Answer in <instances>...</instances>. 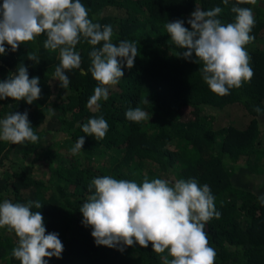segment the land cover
Listing matches in <instances>:
<instances>
[{"label": "trees", "instance_id": "16d2710c", "mask_svg": "<svg viewBox=\"0 0 264 264\" xmlns=\"http://www.w3.org/2000/svg\"><path fill=\"white\" fill-rule=\"evenodd\" d=\"M81 3L94 23L112 26L114 44L125 39L137 42L134 67L128 69L122 63L123 77L109 88L108 99L99 101V111L93 112L87 102L98 82L89 71V52L102 47V42L91 46L81 38L75 46L81 67L65 71L66 89L53 79L59 50L43 47L46 35L21 43L15 52L4 45L0 82L23 65L30 79L39 77L41 94L31 105L23 99L0 100V119L27 111L40 139L15 145L0 140V203L5 199L41 203L40 209L33 206L31 210L44 217L45 234L58 233L64 246L61 258H44L47 264H162L167 250L157 254L151 243L146 248L134 244L123 252L97 246L91 227L81 223L79 208L94 193L88 186L95 177L110 175L138 184L145 176L149 180L195 179L210 187L220 213L219 219L205 226L209 246L217 253L214 264H264V205L258 199L264 195V128H260L264 115L254 111L255 107L264 110V0L238 5L251 8L255 17L249 33L255 39L245 46L254 75L225 96L213 93L204 83L201 63L176 55L187 49L178 48L164 26L180 19L191 30L187 20L196 7L205 11L220 7L217 18L234 22L231 7L236 0L228 5L222 0ZM33 52L39 63L28 59ZM135 107L148 112L149 120H127L125 112ZM100 116L109 128L104 139L96 140L84 134L81 125ZM80 136L85 143L80 153L72 155L70 149ZM17 241L14 232L0 228V264H20L11 256Z\"/></svg>", "mask_w": 264, "mask_h": 264}, {"label": "clouds", "instance_id": "9594fccd", "mask_svg": "<svg viewBox=\"0 0 264 264\" xmlns=\"http://www.w3.org/2000/svg\"><path fill=\"white\" fill-rule=\"evenodd\" d=\"M224 5L229 0H222ZM256 5L257 0H236L231 7L235 13L234 22L223 23L217 17L220 7L202 10L199 7L187 20L176 19L165 24L171 41L178 47L187 49L177 56L193 63H201L202 80L209 89L219 95L230 94V89L240 88L250 82L254 75L250 67V56L245 48L254 41L249 35L255 26L251 8L238 5ZM88 9L81 0H3L0 4V54H6L5 44L15 52L21 43L34 41L41 34L46 35L43 47L51 51L59 50V65L53 79L66 89L69 78L66 70L80 69L81 56L75 46L83 38L89 45L102 47L89 52L90 73L98 82L87 107L99 111L101 100L109 97V88L117 85L124 75L123 66L134 67L138 55L136 41L120 40L112 42L111 25L101 26L88 18ZM193 53L195 59H192ZM29 60L39 63L35 52L27 55ZM119 58V59H118ZM39 77L29 78L27 67L20 65L16 73L0 82V100L12 98L24 100L31 105L40 98ZM144 103H148L147 100ZM258 115L264 110L255 107ZM54 115L55 110L51 109ZM125 117L131 122L149 120V113L141 107L130 108ZM109 125L100 117L88 119L81 125L86 135L96 140L104 139ZM28 119V113H8L0 119V140L11 144L39 142ZM84 136L77 138L70 149L72 155L81 152ZM89 195L79 211L81 223L91 227V236L97 246L116 248L123 252L125 247L138 244L142 248L151 243L152 250L162 256V264H214L216 250L209 246L206 224L213 218L219 219L215 209V197L210 187L199 185L195 179L149 180L142 183L116 179L110 175L95 177L89 184ZM264 205V195L258 197ZM41 203H13L8 199L0 203V228H7L18 237L11 256L20 264H47L45 257L61 258L64 246L58 233H46L44 217L39 211ZM171 257V259H169Z\"/></svg>", "mask_w": 264, "mask_h": 264}, {"label": "rangeland", "instance_id": "374dc122", "mask_svg": "<svg viewBox=\"0 0 264 264\" xmlns=\"http://www.w3.org/2000/svg\"><path fill=\"white\" fill-rule=\"evenodd\" d=\"M206 111H207L208 113H212V114H214V111H213L212 108H207ZM217 116H218V115H217ZM217 116H216V117H217ZM214 117H215V116H214ZM260 128H264V122L260 124Z\"/></svg>", "mask_w": 264, "mask_h": 264}]
</instances>
